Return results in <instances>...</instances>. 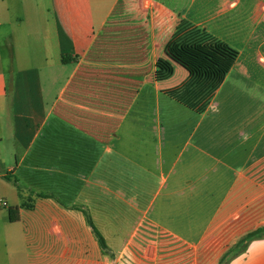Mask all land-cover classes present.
Segmentation results:
<instances>
[{
  "label": "crops",
  "instance_id": "crops-1",
  "mask_svg": "<svg viewBox=\"0 0 264 264\" xmlns=\"http://www.w3.org/2000/svg\"><path fill=\"white\" fill-rule=\"evenodd\" d=\"M184 22L216 40L188 42ZM189 74L264 122V0H0V264H217L262 225L244 195L204 199L186 177ZM82 208L129 236L103 250ZM229 264H264V237Z\"/></svg>",
  "mask_w": 264,
  "mask_h": 264
},
{
  "label": "rangeland",
  "instance_id": "rangeland-1",
  "mask_svg": "<svg viewBox=\"0 0 264 264\" xmlns=\"http://www.w3.org/2000/svg\"><path fill=\"white\" fill-rule=\"evenodd\" d=\"M184 88L190 96L186 105L200 113L199 118L202 120L199 122L196 119L190 127H187L192 130L196 126V129L202 133L201 138H192L196 144L201 142L202 148L200 167L197 165L199 154H192L193 150L187 151L186 177L191 179L201 177L199 179L202 183L203 198L208 194H217L220 199L231 189L234 190V194L244 195L245 199L241 205L249 210L251 215L258 212V221L264 224V122H251L248 128L247 123L241 122L245 107L226 105L224 103L226 100L223 98L224 91H222L221 99L214 100L208 83L200 82L198 75H187ZM258 111L261 112L259 119L264 120V106L250 107L251 113H258ZM192 116L195 115L187 109L186 117ZM5 169V166L0 163V175L5 172ZM0 189L4 192L2 185ZM1 201L7 202L4 199ZM122 204L125 205V203ZM204 204L209 205V202ZM4 213L7 214L5 209ZM0 217L4 219V215ZM103 221L104 223L100 226L104 235L113 245L119 247L129 236L126 233L129 230L128 224L120 226L108 217L103 218ZM116 225L118 227H115ZM114 228L120 230L118 234L113 235L110 232ZM11 254H13L11 257L2 256L3 264H12L13 261L26 264L25 260L22 262V252L18 250L17 256L12 250ZM112 254L107 255L108 264H114Z\"/></svg>",
  "mask_w": 264,
  "mask_h": 264
},
{
  "label": "trees",
  "instance_id": "trees-1",
  "mask_svg": "<svg viewBox=\"0 0 264 264\" xmlns=\"http://www.w3.org/2000/svg\"><path fill=\"white\" fill-rule=\"evenodd\" d=\"M181 27L184 30L185 38L188 42L191 43H206L209 44L216 40L214 36L209 34L207 31H205L202 28H199L197 26H194L191 23L184 22ZM63 62L67 61H76L75 58H71V56L63 55L62 57ZM40 196L44 197H51L53 195L51 194H39ZM75 208H78L79 206L75 205ZM83 212L85 213V216L87 218V221L89 225L91 226L100 247L105 250L107 248L106 240L104 235L99 231L97 226L95 225L89 211L85 208H82ZM9 218L11 221L15 220L17 218V212L13 208H9ZM264 237V224L256 227L255 229H252L248 231L247 233L240 236L233 244H231L221 255L219 261L217 264H229L231 260L236 258L237 256L241 255L243 252L246 251L249 242L260 239Z\"/></svg>",
  "mask_w": 264,
  "mask_h": 264
},
{
  "label": "built area",
  "instance_id": "built-area-1",
  "mask_svg": "<svg viewBox=\"0 0 264 264\" xmlns=\"http://www.w3.org/2000/svg\"><path fill=\"white\" fill-rule=\"evenodd\" d=\"M3 205L7 206V203L6 202H3Z\"/></svg>",
  "mask_w": 264,
  "mask_h": 264
}]
</instances>
